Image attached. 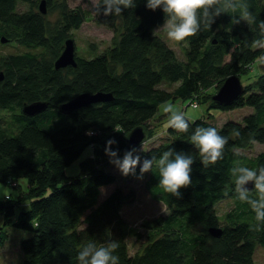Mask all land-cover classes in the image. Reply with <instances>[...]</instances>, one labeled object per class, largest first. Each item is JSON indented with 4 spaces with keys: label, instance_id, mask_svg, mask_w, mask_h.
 <instances>
[{
    "label": "trees",
    "instance_id": "trees-1",
    "mask_svg": "<svg viewBox=\"0 0 264 264\" xmlns=\"http://www.w3.org/2000/svg\"><path fill=\"white\" fill-rule=\"evenodd\" d=\"M134 2V9L106 17L96 12L91 16L68 0H0V44L18 48L0 53V182L18 190L16 198L0 200V248L14 230L25 234L19 246L22 264H78V253L89 241L100 245L111 240L119 241L114 253L119 264H256L264 230L250 227L264 229V223L237 198L231 169L264 166V151L246 153L255 143L264 144V72L230 106L217 104L212 96L229 76H246L264 58V49L252 47L254 40L264 38L259 26L264 0H242L255 23L233 24L229 15H222L211 27L202 26L198 35L187 38L184 59L153 33L164 23V14L148 10L146 0ZM87 20L112 30L111 44L90 57L76 54V67L56 69L66 39ZM166 84L176 86L162 87ZM98 91L111 93V101L70 114L59 109L81 93ZM178 100L204 104L208 115L212 109L243 108L249 113L220 126L211 115L194 121L184 115L187 133L167 125L157 137L166 120L160 105ZM36 101L47 102V109L33 117L23 114L24 104ZM137 127L146 133L144 142L155 138L149 147L135 146L141 151L134 155L141 160L159 159L171 148L191 155L194 163L192 184L180 190V199L159 187L155 164L143 175L147 192L164 204L166 213L132 228L122 209L134 194L118 184L105 149L115 140L112 150L122 158L134 148L128 136ZM196 127H214L228 139L224 157L215 165L203 166L190 142ZM89 130L91 136L86 135ZM88 147L92 155L80 163V173L68 176L66 168ZM139 176L137 167L131 177ZM109 187L113 189L104 193ZM249 192L256 199L254 186ZM226 200L230 208L220 215L218 205ZM211 228H220L221 236H212ZM129 239L139 242L134 252Z\"/></svg>",
    "mask_w": 264,
    "mask_h": 264
},
{
    "label": "clouds",
    "instance_id": "clouds-1",
    "mask_svg": "<svg viewBox=\"0 0 264 264\" xmlns=\"http://www.w3.org/2000/svg\"><path fill=\"white\" fill-rule=\"evenodd\" d=\"M94 7L97 15L120 16L124 10L134 9L136 3L134 0H100V3ZM101 8H103L102 13ZM146 8L153 12L159 9L165 17L163 25L153 33L163 29L168 39L176 42H187V38L199 34L202 26L211 27L222 15H229L233 24L241 21L249 24L256 22L248 4L243 3L242 0L239 4L236 0H231L230 3H225V0H146ZM237 13L239 19L236 18ZM259 26L264 29V20L260 21ZM252 47L264 49V38L254 40ZM164 111L170 114L169 126L171 128L180 133L188 132L190 125L183 113L175 110L171 104H166ZM92 134L91 130L86 132V135L91 136ZM235 134L238 136L239 132ZM190 142L198 150L203 166L207 167L223 159L228 139L220 135L214 127H196L194 134L190 136ZM115 143V140L107 142L105 154L109 157V162L123 176H135L136 169L139 167L138 179H142L145 173L153 170L155 164L160 177L158 185L165 193L180 199V190L191 186L194 163L191 155L175 153L170 148L164 151L159 159L141 160L139 154L134 155L141 150L134 147L119 158L118 150H112ZM231 174L235 177L236 192L239 194L237 198L251 206L257 222L264 223V166L258 169L240 166L231 169ZM249 182L254 184L256 199H251V193L244 187ZM261 230L264 229L250 227V231L259 232ZM119 246L117 240L100 245L89 241L78 253V264H119V256L114 254Z\"/></svg>",
    "mask_w": 264,
    "mask_h": 264
},
{
    "label": "rangeland",
    "instance_id": "rangeland-1",
    "mask_svg": "<svg viewBox=\"0 0 264 264\" xmlns=\"http://www.w3.org/2000/svg\"><path fill=\"white\" fill-rule=\"evenodd\" d=\"M68 2L71 7L80 6L84 8L91 16H93L95 14L94 6L97 4L98 0H68ZM24 7L25 6H22L21 10L25 9ZM162 25H160L159 27H161ZM159 27H157L156 30ZM156 33L162 36L167 41V43L176 51L179 57H181L182 59L185 58L184 53L187 45L185 42H176L169 40L166 31H164L163 29L156 31ZM71 38H73L75 41L76 54L83 57H90L109 47L113 38V31L105 26L96 24L94 20H87L82 24L80 29L72 31ZM17 50L18 48L16 46H2L0 44V53L8 54L11 52H16ZM263 72L264 58H261L255 61L253 66L249 68V72L246 76H241L242 84L245 86L249 83H253L261 74H263ZM175 86L176 85L166 84L162 87L171 89ZM210 91L215 92L214 89ZM166 104L173 105L175 110H178L179 112L183 113V115H185L186 118H189L191 121L202 118L204 116L206 117L211 115L214 119L213 122H215L219 126L228 120L240 119L245 114L249 113L248 109L243 108H238L230 111L212 109L208 115L207 107L204 104H199L197 105V107H194L192 106V104L189 105V101L182 102L178 100L173 103L166 102L161 104L159 107V113L164 114L166 120L164 122V125H162L161 127L159 126V133L157 134V137L164 135L163 129L166 128L167 125H169L170 114L164 111V107L166 106ZM154 139L155 138L150 141L143 142L139 145V147H149L151 143H153ZM263 151L264 144L255 143L248 151H246V153L247 155L254 156ZM91 155L92 147L86 148L82 155L66 168V174L68 176L78 175L80 173V163L85 158ZM111 167V170L116 175H118V184L121 185L124 191L132 192L134 194L133 200L124 205L122 209V215L130 225V227L139 228L143 221L166 213V207L164 206V204L149 195L145 188L143 179L131 177V175L125 177L113 164ZM22 186L24 187V189L27 188V184L25 181H22ZM112 189L113 187L105 188L103 192L108 193ZM8 195H11L13 198H16L18 195V190L14 188L10 183L0 182V200H4ZM230 204L231 201L226 200L218 205L220 215H222L230 208ZM24 235L25 234L20 231L11 230L9 240L2 248H0V264H22L23 255L19 250V246L21 238ZM129 244L131 247V251L134 252L136 250V247L139 245V242L135 243L133 239H129ZM254 260L256 264H264V247H257L254 255Z\"/></svg>",
    "mask_w": 264,
    "mask_h": 264
},
{
    "label": "water",
    "instance_id": "water-1",
    "mask_svg": "<svg viewBox=\"0 0 264 264\" xmlns=\"http://www.w3.org/2000/svg\"><path fill=\"white\" fill-rule=\"evenodd\" d=\"M41 12L46 14L45 1L41 2ZM5 42L4 39H2ZM56 69H63L68 66L76 67V45L73 38L66 39L64 48L60 56L56 59ZM3 79V75H0V81ZM244 93V85L242 84L241 78L238 75L229 76L217 92L212 96V100L219 105L230 106L233 104L242 94ZM112 94L98 91L95 93L84 92L77 95L75 98L67 101L59 106L62 113L70 114L74 110L87 107L91 104L105 103L111 101ZM48 107L45 101H36L33 103L24 104L22 108L23 114L29 117L36 116L44 112ZM146 133L142 127H137L131 131L128 136V142L132 147L139 146L144 142ZM254 184L249 182L244 187L248 190L253 189ZM209 233L214 237H220L222 230L220 228H211Z\"/></svg>",
    "mask_w": 264,
    "mask_h": 264
},
{
    "label": "built area",
    "instance_id": "built-area-1",
    "mask_svg": "<svg viewBox=\"0 0 264 264\" xmlns=\"http://www.w3.org/2000/svg\"><path fill=\"white\" fill-rule=\"evenodd\" d=\"M197 103L196 102H194V103H192V106H194V107H197Z\"/></svg>",
    "mask_w": 264,
    "mask_h": 264
}]
</instances>
